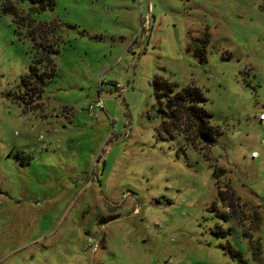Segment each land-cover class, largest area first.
<instances>
[{
  "label": "rangeland",
  "instance_id": "1",
  "mask_svg": "<svg viewBox=\"0 0 264 264\" xmlns=\"http://www.w3.org/2000/svg\"><path fill=\"white\" fill-rule=\"evenodd\" d=\"M31 6L17 2L32 24L61 22L58 51L26 91L45 48L0 6V264H264L261 0ZM155 75L201 89L214 144L165 130Z\"/></svg>",
  "mask_w": 264,
  "mask_h": 264
},
{
  "label": "trees",
  "instance_id": "2",
  "mask_svg": "<svg viewBox=\"0 0 264 264\" xmlns=\"http://www.w3.org/2000/svg\"><path fill=\"white\" fill-rule=\"evenodd\" d=\"M18 1L21 0H0V6L3 13L13 14L19 22L30 24V33L33 38L39 36L42 39V45L45 50L41 52V57H38L37 61H47V65L41 67L32 65L30 71L22 78V84L26 88V91H29L32 95H35L37 92L40 94L42 85L54 74V60L51 55L58 51V49L54 48L56 41L46 38V34L50 32L54 34L56 27H59L61 22L59 20H54L50 24L46 22L39 23V25H35L36 23L32 24V19L30 17L28 18L20 14L17 8ZM29 1L32 3L30 7L32 12L55 6V0ZM261 6L264 8V0H261ZM207 42V37H204L202 39H195L190 43V48H195L197 44H201L202 47H196L194 50L196 56H199L200 61L205 60L206 55L204 51ZM151 83L154 87L155 97L159 103L158 110L163 117L162 126L165 130L169 131L174 128L182 130L189 139H193V137H189L190 135L187 134L189 132L188 128H192L196 131V135L200 138L202 143L212 145L216 142V134H218L219 131L213 128L209 122L211 113L204 107L206 97L198 86L189 84L184 86L181 90H176L173 83L168 82L160 75H155L151 79ZM183 114L186 115L187 120L191 122L189 126L186 125L187 121L186 123L184 122L185 124L182 122ZM219 196L221 200L225 199L222 190H219ZM232 251L235 255L237 254L233 249Z\"/></svg>",
  "mask_w": 264,
  "mask_h": 264
},
{
  "label": "built area",
  "instance_id": "3",
  "mask_svg": "<svg viewBox=\"0 0 264 264\" xmlns=\"http://www.w3.org/2000/svg\"><path fill=\"white\" fill-rule=\"evenodd\" d=\"M149 16L147 17V19H144L143 21V29L140 30L139 32L143 33V36L146 37L147 33H148V25H149ZM104 109L105 108V104L103 102L102 99H97L96 101H94L93 103H90L88 106V110L90 112V114H93L95 109ZM258 121L264 126V110H262L260 112V114L258 115ZM259 156V152L257 150L252 151V157H258Z\"/></svg>",
  "mask_w": 264,
  "mask_h": 264
},
{
  "label": "crops",
  "instance_id": "4",
  "mask_svg": "<svg viewBox=\"0 0 264 264\" xmlns=\"http://www.w3.org/2000/svg\"><path fill=\"white\" fill-rule=\"evenodd\" d=\"M138 36H140V39H141V44L143 43V41L145 40V37L143 36V33L139 32L137 33ZM139 40V39H138ZM141 47V46H140Z\"/></svg>",
  "mask_w": 264,
  "mask_h": 264
}]
</instances>
